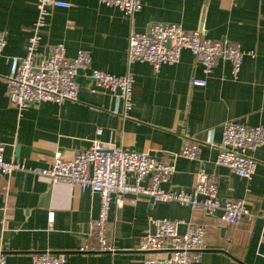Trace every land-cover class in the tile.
I'll return each instance as SVG.
<instances>
[{
	"label": "crops",
	"instance_id": "obj_1",
	"mask_svg": "<svg viewBox=\"0 0 264 264\" xmlns=\"http://www.w3.org/2000/svg\"><path fill=\"white\" fill-rule=\"evenodd\" d=\"M66 1L68 8L51 9L36 54L46 56L60 42L69 58L79 49L89 54V67L75 76L78 99L31 103L20 111L9 102L6 79L24 54L37 18L36 0H0V30L6 35L0 52V141L7 144L5 158L24 165L9 176L0 173V249L7 264H31L30 254L45 250L65 252L64 264H142L146 257L159 256L137 249L140 236L153 229L149 217L204 228L205 249L193 264H264V145L252 153L254 173L242 178L216 164V149L207 143L209 129L213 142L220 141L228 120L264 126V0H141V9L131 16L98 0ZM157 21L201 29L205 38L238 43L250 53L244 54L235 78L222 59L205 74L189 49L181 51L177 63L158 70L146 62L128 64L130 30L142 31ZM93 68L115 75L131 72L132 106L126 116L122 104L91 79ZM192 78L206 83L192 85ZM186 139L199 143L197 159L178 155ZM95 140L173 162L166 189L190 188L202 167L221 200L244 199L253 217L230 225L218 218L219 212L127 195L121 206L115 199L110 203L106 237L113 251L81 252L84 242L96 243L92 220L99 197L66 182L51 184L32 169L48 166L57 152L70 159Z\"/></svg>",
	"mask_w": 264,
	"mask_h": 264
},
{
	"label": "built area",
	"instance_id": "obj_2",
	"mask_svg": "<svg viewBox=\"0 0 264 264\" xmlns=\"http://www.w3.org/2000/svg\"><path fill=\"white\" fill-rule=\"evenodd\" d=\"M99 3L118 8L128 16L138 12L141 0H98ZM66 0H36L37 18L27 38L24 54L19 58L17 68L7 77L6 87L9 102L18 110H24L31 103L76 101L79 87L75 76L80 69L90 65V56L77 50L73 57H67L63 43H56L46 56L37 58L41 31L46 25L51 9L68 8ZM6 44V35L0 30V52ZM183 49H189L202 66L205 74L211 72L218 59L229 63L232 77H237L244 51L240 44L227 40L205 38L202 30L187 31L180 24L157 21L144 30L131 29L127 39V62H146L154 70L163 64H175ZM89 76L96 84L105 88L122 104L126 116L132 106L133 76L127 71L115 75L93 68ZM205 79L192 78V85H204ZM213 129L207 131V143L216 149L215 163L223 165L242 178H249L256 168L252 153L264 145V126L246 125L235 120L222 124L218 143L212 140ZM7 144L0 141V173L10 175L24 169L23 163L15 158L6 159ZM200 145L186 139L179 156L197 159ZM174 163L161 161L145 151L129 150L120 146L105 147L99 140L70 158H63L57 152L46 167L34 168L32 172L44 176L51 184L66 182L81 191L88 190L99 197V211L92 220V232L96 243L84 242L81 252L113 251L107 242L110 203L113 199L121 206L127 195L148 196L155 201H176L192 210L206 213L219 212L218 218L230 225L242 218L251 219L253 213L240 199L221 200L217 185L200 167L190 188L163 187L170 179ZM135 202V198L131 200ZM153 229L145 231L139 238L137 249L141 252H156L157 257H146L142 264H193L200 260L205 249L204 228L182 219L149 217ZM184 230L180 231V226ZM48 227H53V212L48 213ZM65 252L36 251L30 254L31 264H64ZM0 264H7L6 254L0 249Z\"/></svg>",
	"mask_w": 264,
	"mask_h": 264
},
{
	"label": "water",
	"instance_id": "obj_3",
	"mask_svg": "<svg viewBox=\"0 0 264 264\" xmlns=\"http://www.w3.org/2000/svg\"><path fill=\"white\" fill-rule=\"evenodd\" d=\"M151 200H153V199L151 198Z\"/></svg>",
	"mask_w": 264,
	"mask_h": 264
}]
</instances>
